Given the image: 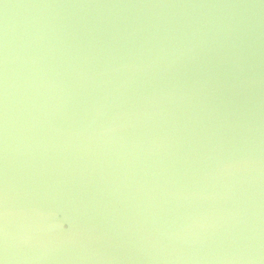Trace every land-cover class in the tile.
<instances>
[{
    "label": "water",
    "instance_id": "1",
    "mask_svg": "<svg viewBox=\"0 0 264 264\" xmlns=\"http://www.w3.org/2000/svg\"><path fill=\"white\" fill-rule=\"evenodd\" d=\"M0 264H264V0H0Z\"/></svg>",
    "mask_w": 264,
    "mask_h": 264
}]
</instances>
